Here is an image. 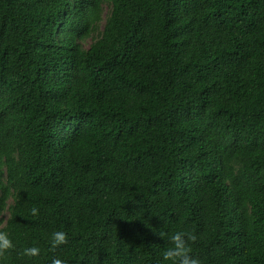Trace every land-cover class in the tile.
Listing matches in <instances>:
<instances>
[{"label": "trees", "instance_id": "1", "mask_svg": "<svg viewBox=\"0 0 264 264\" xmlns=\"http://www.w3.org/2000/svg\"><path fill=\"white\" fill-rule=\"evenodd\" d=\"M0 230V264H264V0H0Z\"/></svg>", "mask_w": 264, "mask_h": 264}, {"label": "clouds", "instance_id": "2", "mask_svg": "<svg viewBox=\"0 0 264 264\" xmlns=\"http://www.w3.org/2000/svg\"><path fill=\"white\" fill-rule=\"evenodd\" d=\"M31 215L36 217L39 215V209L31 208ZM159 236L164 238L166 233L160 232ZM170 247L166 248L162 253V261L170 262V264H202V261L194 256L192 245L197 241V235L192 231H177L168 237ZM68 242V235L64 231H55L51 234L50 250L66 244ZM16 245L13 243L8 232L0 230V260L6 258L10 250L15 249ZM41 249L39 246H32L24 248L22 255L35 257L39 256ZM52 264H67V261L59 257L52 259Z\"/></svg>", "mask_w": 264, "mask_h": 264}, {"label": "rangeland", "instance_id": "3", "mask_svg": "<svg viewBox=\"0 0 264 264\" xmlns=\"http://www.w3.org/2000/svg\"><path fill=\"white\" fill-rule=\"evenodd\" d=\"M108 11V8L105 6L104 9H103V15L106 14V12ZM91 42L90 39L87 40V42L85 43L86 46L89 45V43ZM7 217V213L4 215V219Z\"/></svg>", "mask_w": 264, "mask_h": 264}]
</instances>
